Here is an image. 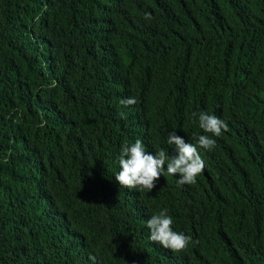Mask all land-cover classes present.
I'll return each instance as SVG.
<instances>
[{"label": "trees", "instance_id": "16d2710c", "mask_svg": "<svg viewBox=\"0 0 264 264\" xmlns=\"http://www.w3.org/2000/svg\"><path fill=\"white\" fill-rule=\"evenodd\" d=\"M200 112L195 184L119 186L123 144L174 155ZM0 264H264V0H0Z\"/></svg>", "mask_w": 264, "mask_h": 264}, {"label": "clouds", "instance_id": "9594fccd", "mask_svg": "<svg viewBox=\"0 0 264 264\" xmlns=\"http://www.w3.org/2000/svg\"><path fill=\"white\" fill-rule=\"evenodd\" d=\"M146 19L150 18L146 15ZM134 97L122 98L120 104L124 107L135 105ZM193 117L197 113L192 114ZM124 113H121L123 118ZM198 126L205 134L193 136L195 143L186 142L175 132L168 133L167 144L174 145V155H168L164 150L155 151V154L146 151L145 144L140 140L134 143H125L121 146L119 156V171L114 175L120 187L126 189H140L153 191L157 187L165 169L169 175L178 176V183L195 184L197 177L205 167V162L199 149L212 151L216 140L227 130L224 120L214 114L200 112ZM210 134V135H208ZM173 218L165 208L158 214H153L146 222L150 241L160 245L163 249L174 253L185 251L191 242V237L173 229Z\"/></svg>", "mask_w": 264, "mask_h": 264}]
</instances>
